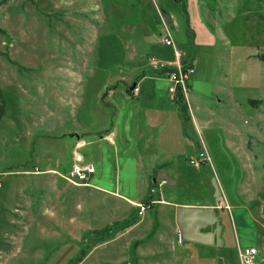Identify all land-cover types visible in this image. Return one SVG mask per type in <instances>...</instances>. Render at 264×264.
<instances>
[{
  "label": "rangeland",
  "instance_id": "1",
  "mask_svg": "<svg viewBox=\"0 0 264 264\" xmlns=\"http://www.w3.org/2000/svg\"><path fill=\"white\" fill-rule=\"evenodd\" d=\"M120 1L0 0V264H238L236 245L264 264V0L205 15L163 2L193 59L184 112L147 79L149 58L174 61L154 11L144 33ZM139 65L138 97H106V73ZM74 154L93 165L87 187L65 180Z\"/></svg>",
  "mask_w": 264,
  "mask_h": 264
},
{
  "label": "built area",
  "instance_id": "2",
  "mask_svg": "<svg viewBox=\"0 0 264 264\" xmlns=\"http://www.w3.org/2000/svg\"><path fill=\"white\" fill-rule=\"evenodd\" d=\"M157 19L161 25L163 36L161 37L160 42L164 46L171 47L172 54L174 57V61L172 63H164L160 65L153 58H149L148 65L150 69L156 70L161 69L164 74L168 85H167V94L168 98L171 101H174L176 98V93L179 92L184 98L186 94V83L188 81L189 76L193 73V67L190 61H181L180 58L182 53L175 48L172 37L169 33L168 24L165 22V18L161 12L158 10ZM138 92V88L134 87L130 92L131 95L135 96ZM209 161L208 156L204 152H198L196 157L188 158V164L193 167H198V161ZM77 155H73V162L71 164V169L68 177L65 180L72 185H87V181L89 177L94 173V168L92 164L81 165L79 161H77ZM76 162V163H75ZM75 179L76 181H74ZM80 182V183H77ZM136 208V216L142 217L143 213L146 210V206L144 203L135 204ZM177 243H180V234L176 235ZM258 250L254 247H239L236 245V258L238 264H258Z\"/></svg>",
  "mask_w": 264,
  "mask_h": 264
},
{
  "label": "crops",
  "instance_id": "3",
  "mask_svg": "<svg viewBox=\"0 0 264 264\" xmlns=\"http://www.w3.org/2000/svg\"><path fill=\"white\" fill-rule=\"evenodd\" d=\"M126 1L127 0H121L120 2L123 5V3H125ZM129 1H131L132 10L135 12V22H133L131 24H137L136 25L137 28L140 25V28H142L144 30V33L150 34L149 31L151 29L148 27V31H146L145 26H143L141 24V22H142V18L146 19L145 16L147 14H150L151 8H152V10L154 11V13L156 15V17H155L154 20H156L157 22H159L156 19L157 18V12L156 11L157 10L158 11L160 10L161 13L163 14L164 18L166 19V21L169 22V24H171L170 16L168 15V13H165V11L162 9L163 6L165 5V4H163V2L170 1V0H129ZM184 1L188 3L187 6H186V10H189V11L196 10V11L201 12L202 14L205 15V14H208L209 13L208 9L210 7L212 8L213 5H214L213 8H216V6H220L221 5V6H223V8L224 7L225 8L227 7V10H228V8H230V10H231L232 3L233 2H237L238 0H234V1L233 0H228V1L227 0H184ZM255 1L256 2H259L260 0H255ZM157 3L160 4V7H158ZM115 6H116L115 8L106 7V9H101V7H100V13H102V15L105 18V19H103V21H104L103 24H111V22L114 23V24H118V22H113V18L114 17L110 16V9H115V10L118 9V7H119L118 1L116 2ZM243 13H245V12H243ZM210 19H211V17H210ZM115 20H117V19H115ZM94 24H96V23H94ZM99 24H102V23L100 22ZM121 24H126V22H124L123 20H121ZM186 59H188L190 62L191 61L193 62V59L192 60L190 58H186ZM129 61H131V60H125L124 59V62L125 63L128 62V63H131L132 64V61L131 62H129ZM159 64H161V63H159ZM139 66H141V67H139V68H141V71L140 72H138V70H139L138 67H135L133 69V71H132V76L131 75H128L125 78L121 77V74L119 75V73L117 71L111 73L113 77L112 76L109 77L108 74L106 73L105 76H104L105 83L102 82V84H101V88L106 91L105 92L106 97H110L114 93L115 89L118 88L119 84H121V86H126V89L127 88L129 89V87L132 84H136V86H137V84L140 83L143 79H145V77L147 78L148 76H146V74L144 73V71H142L144 69L143 67H145V65H139ZM148 67H149V65H148ZM153 71H156V72H153L152 78H149V77L147 78V79H150L149 80L150 82L161 83L164 80L167 83V85H168V82H167L164 74L162 73V70L161 69H156V70H153ZM193 73H194V71H193ZM112 80H114V81H112ZM166 88H167V86H166ZM139 92H140V88L138 87V95L136 97L139 96ZM125 96H126V94H125ZM110 104H111L110 102L107 103L108 106H110ZM190 118L193 120V118L191 116H190ZM113 132L114 131L112 129L109 130L108 131V134L104 138L107 141H111L112 142ZM75 138H76V142L74 143V145L78 143L77 142L78 136L76 135ZM71 164H72V162H71ZM45 169H47V170L44 171V172H42L43 174H57L54 170L49 169L48 167L45 168ZM58 176L60 177V175H58ZM157 176L158 177H155V179H153V181H152V182H155L154 183L155 185H157L160 182H164V184H162L160 186V187H162L163 185H165L168 182L167 179H166V177H165V173L163 172L162 168L159 170V173H158ZM90 178L91 177H89L88 181L90 180ZM88 181H87V185H85V186L84 185H79V186H84V187L89 186ZM154 204L167 205V203L163 199H161V198H160V200H157V202L154 203ZM207 206L208 205H203L202 207L208 208ZM210 207L211 208H214L215 206H209V208ZM180 241H181V235H180Z\"/></svg>",
  "mask_w": 264,
  "mask_h": 264
},
{
  "label": "trees",
  "instance_id": "4",
  "mask_svg": "<svg viewBox=\"0 0 264 264\" xmlns=\"http://www.w3.org/2000/svg\"><path fill=\"white\" fill-rule=\"evenodd\" d=\"M125 92L128 93L129 91L126 90ZM174 102L180 103V106H181L180 109H181L182 112H184V107H183L184 105L183 106L181 105V102H183V98H182V96H181V94L179 92L176 93V98H175ZM254 102L255 101H250L249 104L250 103L253 104ZM81 253H82V251H80L79 255H81ZM80 259H76V260H80Z\"/></svg>",
  "mask_w": 264,
  "mask_h": 264
},
{
  "label": "water",
  "instance_id": "5",
  "mask_svg": "<svg viewBox=\"0 0 264 264\" xmlns=\"http://www.w3.org/2000/svg\"><path fill=\"white\" fill-rule=\"evenodd\" d=\"M135 86V84H132L128 90H131L133 87Z\"/></svg>",
  "mask_w": 264,
  "mask_h": 264
}]
</instances>
